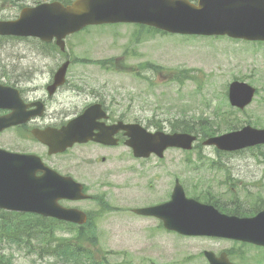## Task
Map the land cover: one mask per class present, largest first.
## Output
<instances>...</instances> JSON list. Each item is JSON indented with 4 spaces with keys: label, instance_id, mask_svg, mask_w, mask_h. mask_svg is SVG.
Returning <instances> with one entry per match:
<instances>
[{
    "label": "rangeland",
    "instance_id": "rangeland-1",
    "mask_svg": "<svg viewBox=\"0 0 264 264\" xmlns=\"http://www.w3.org/2000/svg\"><path fill=\"white\" fill-rule=\"evenodd\" d=\"M37 1L0 0V19L16 18L22 6ZM50 47L34 37L0 36V79L12 81L17 64L33 62L37 49ZM66 51V59H71L70 80L81 79L90 87L108 83L105 89L120 96L124 105L132 106L131 121L140 122L150 130L157 128L149 119L161 121L163 130L169 132L173 119L201 115L208 118L217 114L221 115L218 120L213 118L215 123L209 124L217 126L219 133L226 132L224 115L236 123L232 127L241 128L247 123L264 127V42L169 34L148 31L133 23H114L92 25L67 37ZM109 59L127 67L135 66L136 70L116 72L94 64ZM59 61L63 62L59 56L53 59L54 64ZM183 71L187 73L181 77ZM236 79L258 89L244 109L231 106L226 96V88ZM14 137L11 131L7 132L0 136V143L8 149L40 150ZM111 156L119 160L86 168L82 181L87 183L90 193L105 195L116 208L101 213L97 226L104 251L101 255L110 251L106 256L113 264H123L130 256L145 255L160 261L159 264H167L176 256L181 259L190 253L193 257L200 256L196 260L191 256L188 261L196 264L203 262L202 251L212 248V243L229 245L221 239L177 236L157 219L132 212L135 207L169 200L176 178L189 196L209 191L228 206H233L237 199L248 203L252 195L264 194V146L244 152H219L214 146L200 143L192 150L169 149L162 159L155 155L139 159L122 145ZM0 211L9 210L0 208ZM89 212L96 216L101 211ZM59 235L67 234L59 231ZM246 247L248 256L258 257L263 252ZM0 255L12 264H59L55 257L40 256L28 244L19 246L5 236L0 237Z\"/></svg>",
    "mask_w": 264,
    "mask_h": 264
},
{
    "label": "water",
    "instance_id": "water-1",
    "mask_svg": "<svg viewBox=\"0 0 264 264\" xmlns=\"http://www.w3.org/2000/svg\"><path fill=\"white\" fill-rule=\"evenodd\" d=\"M131 22L154 26L186 35H228L246 40H264V0H75L69 5L59 1L24 8L16 20L0 21V34L36 36L44 41L57 38L64 47V38L87 25ZM69 62L57 73L56 84L63 82ZM0 108L15 107L11 87L0 85ZM255 88L235 81L230 86L233 104L244 107L251 102ZM93 107L55 134L37 135L50 146V152L64 150L75 142L90 139L114 143L113 135L126 129L134 154L147 157L155 152L160 157L170 146L192 148L196 136L188 133L149 132L138 123L119 122L108 130L96 121ZM24 119L14 112L0 116V131ZM99 129L100 132H95ZM264 143V129L250 125L241 130L210 137L205 144L221 150H239ZM44 174L37 176L36 172ZM82 184L70 176H62L45 165L34 154H21L0 148V207L34 212L44 216L83 224L87 214L58 203L60 198L87 197ZM163 220L166 228L187 235L231 237L264 245V210L254 216L240 217L221 212L212 204L187 198L177 181L172 199L166 203L135 209ZM212 263L216 260L210 257Z\"/></svg>",
    "mask_w": 264,
    "mask_h": 264
},
{
    "label": "flooded vegetation",
    "instance_id": "flooded-vegetation-1",
    "mask_svg": "<svg viewBox=\"0 0 264 264\" xmlns=\"http://www.w3.org/2000/svg\"><path fill=\"white\" fill-rule=\"evenodd\" d=\"M46 1L41 0L39 2ZM45 49V48H43ZM37 49L34 54V61L30 63H19L15 66L13 72V80L8 81L5 78L0 79V83L12 86L17 91L16 105L14 107L17 118H24V121L0 131V136L12 132L14 138L19 142H26L29 147L38 146L40 150L33 151L24 147H16L9 149L20 153L37 154L43 162L63 175L72 176L74 179L84 184L85 192L90 193V188L84 181L85 169L101 164H114L119 159L111 156L115 149L126 145L127 135L125 130H119L114 139L117 144H107L96 140L87 142H77L72 147L63 152L51 153L50 147L39 138L36 133L47 135L46 132H55L66 127L71 120L85 113L86 110L93 107V114L97 117L100 124L106 127L117 124L122 120L125 123L132 122V106L123 104L121 97L115 93L105 89L109 85H98L90 87L85 81L78 79L70 80L69 71H67V79L63 84H55V76L62 66L67 54L65 51L55 47L48 50ZM53 51L57 54L53 55ZM59 52V53H58ZM55 56V57H54ZM59 56V60L63 62L53 63V59ZM54 57V58H53ZM58 61V60H57ZM101 66V65H100ZM102 67L107 68L105 65ZM9 110L0 109V115L9 113ZM98 132V130H96ZM0 147H4L0 143ZM132 152V149L127 146ZM8 149V148H7ZM37 150V148L35 149ZM87 151V153H86ZM101 155L99 156V154ZM99 156V157H98ZM44 174L43 170H39L37 175ZM91 194L90 198L83 200L60 199L59 204L68 207H77L84 211H103L101 200L105 195ZM92 206L93 208H89ZM210 239H218L216 237L200 236ZM229 245L212 243V248H206L202 251L201 256L203 262L196 264H212L210 256L207 255L211 251V255L217 262L215 264H260V259L256 255H245L244 242L234 239H221ZM192 254L175 257L171 263L167 264H189L188 262ZM200 257V256H199ZM199 257H193L196 260ZM155 259L148 255L130 256L125 264H159ZM163 263V262H162ZM164 264H166L164 262Z\"/></svg>",
    "mask_w": 264,
    "mask_h": 264
},
{
    "label": "trees",
    "instance_id": "trees-1",
    "mask_svg": "<svg viewBox=\"0 0 264 264\" xmlns=\"http://www.w3.org/2000/svg\"><path fill=\"white\" fill-rule=\"evenodd\" d=\"M142 28L152 31L153 28L141 25ZM103 62V61H101ZM227 129L236 123L229 117H223ZM171 125L174 130L201 133L204 136H212L217 133L215 121L208 118L198 120L182 117L173 119ZM198 199L215 204L220 210L247 215L244 211H258L264 205V195L257 194L249 202V207L241 206L245 203L239 199L237 205L228 206L221 201L209 199L208 196L195 194ZM236 202V203H237ZM251 208V209H248ZM64 231L68 235H59ZM5 236L9 242L22 246L28 244L32 251L40 256L51 255L56 258L59 264H98L95 253L92 252L90 244L97 241L96 226L91 220L88 224L78 226L70 222L60 221L51 217H44L34 213H20L12 211H0V237ZM33 241H36L34 244ZM0 264H12L10 259L0 255Z\"/></svg>",
    "mask_w": 264,
    "mask_h": 264
}]
</instances>
